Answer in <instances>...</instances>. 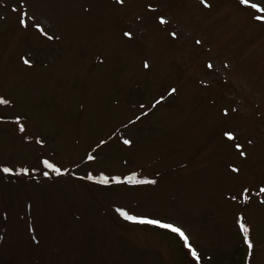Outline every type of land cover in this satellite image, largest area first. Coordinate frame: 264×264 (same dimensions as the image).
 <instances>
[{"label": "rangeland", "instance_id": "1", "mask_svg": "<svg viewBox=\"0 0 264 264\" xmlns=\"http://www.w3.org/2000/svg\"><path fill=\"white\" fill-rule=\"evenodd\" d=\"M208 3L28 0L23 10L59 37L48 41L18 25V0H0V95L14 102L0 105L7 117L0 160L27 167L47 154L70 167L63 176L0 173V264H189L175 234L129 223L115 205L178 221L203 253L201 264H242L234 223L242 213L256 241L254 264H264V204L255 196L264 182V24L237 0ZM29 52L31 67L20 59ZM171 87L178 91L168 97ZM160 95L166 101L152 109ZM20 113L28 134L46 141L43 148L22 139L12 119ZM224 130L235 131L247 159ZM100 139L107 144L97 148ZM93 150L97 161H83ZM228 164L238 165L239 175ZM130 169L157 184L79 179ZM242 186L253 188L250 203L228 198Z\"/></svg>", "mask_w": 264, "mask_h": 264}, {"label": "snow or ice", "instance_id": "2", "mask_svg": "<svg viewBox=\"0 0 264 264\" xmlns=\"http://www.w3.org/2000/svg\"><path fill=\"white\" fill-rule=\"evenodd\" d=\"M116 3L123 4L124 0H116ZM200 3L206 8H210L211 5L208 3V0H200ZM237 4L243 6L242 10L249 13L250 18L261 24H264V0H237ZM28 0H18V7H14L13 11H17L18 14V25L25 31L34 29L38 34L45 37L48 41L58 40L59 37L55 33H51L50 30L45 29V21L38 18L35 12L24 11V8H28ZM149 10H155L154 5L149 3L147 5ZM159 23L161 25H166L168 20L160 15L158 17ZM170 35L175 38L176 32L170 33ZM125 37L131 38V32H125ZM197 45L201 44L200 40H196ZM32 53H25L20 57L24 65L29 67L33 64ZM144 68H149L150 65L147 60L144 61ZM225 63V67H227ZM206 67L211 70L213 68V62L209 60L206 64ZM177 88L171 87L168 89V97H171L177 92ZM167 99L166 96L160 95L158 99H155L151 108L155 109L161 102H165ZM0 105L9 106L14 105V102L10 98H5L4 95H0ZM141 109H144L145 105L143 103L139 106ZM233 112L236 111L235 108L232 109ZM229 109L224 108L223 114L228 115ZM147 112L142 111L140 116H147ZM140 116H137L135 119L138 121ZM7 119V117L0 115V121ZM12 119L17 125V130L19 133L23 134L22 139L26 141H31L34 139L36 145H39L41 148L45 145L46 141L41 138L38 134H28L26 124L27 117L23 114H15ZM130 124L135 123L133 120H129ZM119 130L112 132L109 139L117 136ZM222 136L227 139V141L234 143V148L238 152L241 158L247 159L248 153L244 150V145L238 142H235L237 139L236 133L234 130H224ZM122 143L126 146H132L133 141L130 138H125L123 135L120 136ZM247 143L251 145L252 140H248ZM107 141L105 139H100L96 145L99 148L102 145H106ZM83 161L95 162L97 161V155L93 151H87L83 157ZM72 167H78L76 162H69ZM127 163V162H126ZM227 167L234 174L239 175L241 169L236 164H228ZM33 172H40L44 177H50L51 174L56 176H63L67 173H70V167L64 165L61 161L57 160L55 156H48L47 154H42L36 157L35 162L29 166H24L23 163L17 162L13 159L0 160V173L17 175V176H27ZM75 175V173H72ZM159 176V173H156ZM79 179L92 181L99 185H156L157 179L149 178V176H141L136 170H128L126 174H106L104 171H100L98 174H93L91 171L87 172L84 176L79 177ZM253 195V188L249 186H242L238 193L228 194V198L231 201L241 200L245 204L251 202V197ZM255 196L259 198V202L264 204V182H261L255 189ZM114 211L121 217L123 220L136 224V225H145L153 226L157 229H164L168 232L175 234V236L182 242V246L187 249L186 255L190 257L189 264H201L203 259V253L198 251V246H194V242L191 240L189 233L185 227L180 224L178 221L171 220L166 216H153L138 213L135 209L129 208L123 205H115ZM234 223L237 227V232L240 237V243L244 248V253L242 255V264H254L255 253H256V241L252 236V227L249 222H247L246 217L240 213L235 217ZM206 264V261H205Z\"/></svg>", "mask_w": 264, "mask_h": 264}, {"label": "trees", "instance_id": "3", "mask_svg": "<svg viewBox=\"0 0 264 264\" xmlns=\"http://www.w3.org/2000/svg\"><path fill=\"white\" fill-rule=\"evenodd\" d=\"M186 253H187V252H186ZM186 256H187V258H186V257H185V258H186V259H189L188 255H186Z\"/></svg>", "mask_w": 264, "mask_h": 264}]
</instances>
